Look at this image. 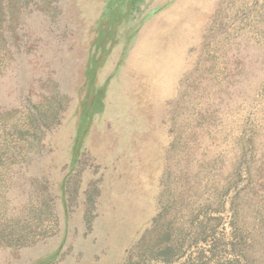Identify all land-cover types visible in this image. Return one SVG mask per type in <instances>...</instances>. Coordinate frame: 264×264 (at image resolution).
Segmentation results:
<instances>
[{
	"label": "rangeland",
	"instance_id": "374dc122",
	"mask_svg": "<svg viewBox=\"0 0 264 264\" xmlns=\"http://www.w3.org/2000/svg\"><path fill=\"white\" fill-rule=\"evenodd\" d=\"M0 0V264H264V0Z\"/></svg>",
	"mask_w": 264,
	"mask_h": 264
},
{
	"label": "trees",
	"instance_id": "16d2710c",
	"mask_svg": "<svg viewBox=\"0 0 264 264\" xmlns=\"http://www.w3.org/2000/svg\"><path fill=\"white\" fill-rule=\"evenodd\" d=\"M35 3V0H22L21 9L25 11V14L28 12L30 6Z\"/></svg>",
	"mask_w": 264,
	"mask_h": 264
}]
</instances>
